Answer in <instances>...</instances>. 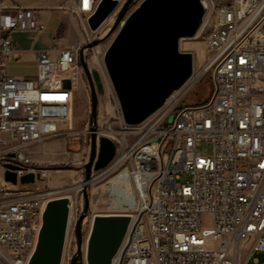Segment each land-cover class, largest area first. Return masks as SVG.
Masks as SVG:
<instances>
[{"label":"built area","instance_id":"1","mask_svg":"<svg viewBox=\"0 0 264 264\" xmlns=\"http://www.w3.org/2000/svg\"><path fill=\"white\" fill-rule=\"evenodd\" d=\"M99 2L73 0L68 11L87 18ZM206 2L200 32L209 52V96L184 104L195 85L190 77L140 124L124 122L117 97L105 129L97 118V138H110L117 149L101 172L125 171L134 199L113 264H264L256 257L264 255V0ZM45 29L36 9L0 0V264H28L44 207L59 195L40 186L49 170L35 163L36 147L58 135L90 146V124L61 130L82 75L81 45L55 40L37 52L35 77L9 72L19 57L12 34ZM203 144L210 153L199 151ZM28 173L34 182L21 183ZM183 175L190 180L178 183ZM77 242L73 231L63 264L78 254Z\"/></svg>","mask_w":264,"mask_h":264},{"label":"water","instance_id":"2","mask_svg":"<svg viewBox=\"0 0 264 264\" xmlns=\"http://www.w3.org/2000/svg\"><path fill=\"white\" fill-rule=\"evenodd\" d=\"M132 0L119 10L111 32L115 38L104 55V63L126 124H140L162 107L193 73V54L180 50L182 38L194 37L200 30L208 10L206 0H143L126 16ZM121 0H100L87 17L92 31H97L120 7ZM91 90L90 155L84 167L86 179L92 171L108 166L116 155V144L106 136L97 138L98 99L95 83L101 89L98 74L80 59ZM64 88L71 89L65 79ZM6 178L16 182L15 173ZM34 174L21 177V183L34 182ZM85 207L75 228L78 256H81L82 223L89 200L84 191ZM71 199L59 196L50 199L42 213V225L28 264H63L71 213ZM132 217L128 214H97L87 238L86 264H113L121 249ZM74 257L70 264H76Z\"/></svg>","mask_w":264,"mask_h":264},{"label":"rangeland","instance_id":"3","mask_svg":"<svg viewBox=\"0 0 264 264\" xmlns=\"http://www.w3.org/2000/svg\"><path fill=\"white\" fill-rule=\"evenodd\" d=\"M8 1L11 4L19 5L14 2V0ZM126 1L127 0H121L120 7L113 14V18L107 24H103L97 31H92L89 28L87 18L84 15H72L68 13L70 5L68 2L65 1L60 5L55 4L56 6L53 7L55 10L64 12L67 18L75 21V25L71 22L68 25L63 24L61 26L62 33L60 34L63 35V31L69 27L74 30L76 40L72 43V45H81L79 63L81 57H83L89 69L91 71H96L98 74L101 89H98L95 83L98 99L97 118L99 125H102V128L104 129L108 125V122H106L108 118L114 115L112 105H114V97H116L110 77L106 70L104 55L117 34V31L111 32V29L116 21L119 10ZM142 1L143 0H132L127 7L126 16L134 11ZM213 1L216 4H221L227 0ZM59 24V17L55 13L54 16H52L47 22L48 30L51 32L54 31ZM204 38V32H200L199 30L194 37L182 38L180 40V50L191 52L193 54V73L191 78L195 81V85L184 98V104L194 103L206 99L212 89L210 72L206 71L209 52L207 51ZM54 43L55 41H53V44ZM16 72L31 74L34 72V66L32 62L26 61L23 64L12 68V73ZM72 93L74 97L73 101L71 97V100L68 103L71 105V116L68 120L62 122L63 124L61 125V130L63 131L65 129H69L68 125L72 126V123L80 129H86L90 124L91 90L83 68L77 88L71 92V95ZM173 119L174 114L170 116L169 122L171 123ZM198 149L203 154L211 152V147L206 144L201 145ZM89 155L90 146L88 141L69 138L67 135H58L49 139L46 141L44 146L41 145L39 148H36L34 154L35 163L49 170L47 178L40 183V186L50 190H58L62 188L76 187L81 183H86L89 205L87 214L82 223L84 248L95 215L119 214L126 212V208L118 209L111 206L113 200L110 193V180L118 174V171L107 172L94 181H91L92 178L97 177L100 173H102L101 170H93L90 180H87V171L84 165L88 161ZM189 180V176L183 175L177 182L185 183ZM83 191L84 187H81L67 193L71 196L73 201L67 231V236L69 235V237L73 231L75 232L77 220L85 207V197ZM60 195L61 194L57 196L55 195L53 198L59 197ZM256 257L260 259L261 263H264L263 254L258 253ZM68 258L69 256L67 255L65 258V264H67ZM82 264H86L84 258L82 259Z\"/></svg>","mask_w":264,"mask_h":264},{"label":"crops","instance_id":"4","mask_svg":"<svg viewBox=\"0 0 264 264\" xmlns=\"http://www.w3.org/2000/svg\"><path fill=\"white\" fill-rule=\"evenodd\" d=\"M65 1L71 5L73 0H14V2L21 6L36 9L40 14L41 19L45 22L46 29L37 36L29 32H15L12 34L15 47L19 51V57L17 58V60L9 63V72L12 75L22 77H35L37 73V52L39 50L52 48L54 46L53 41L55 40L58 41L61 47L70 46L76 40L75 32L70 27L63 31V35L60 34L62 33L61 26L63 24L68 25L71 22L73 25H75V21L73 19L67 18L64 12L55 10V8H53L56 6L55 4L60 5ZM55 13L59 17L60 24L54 31L51 32L48 30L47 22L52 16H54ZM26 61L32 62L34 66L33 73H12V68L17 65H21ZM71 97L73 101V93ZM45 143L46 142L41 145L44 146ZM41 145L37 146L36 148H39Z\"/></svg>","mask_w":264,"mask_h":264},{"label":"bare ground","instance_id":"5","mask_svg":"<svg viewBox=\"0 0 264 264\" xmlns=\"http://www.w3.org/2000/svg\"><path fill=\"white\" fill-rule=\"evenodd\" d=\"M112 18H113V14L105 21L104 24H107ZM105 173H106L105 171L100 173L97 177L92 178L91 181H94L95 179L101 177ZM85 184L86 183H81L76 187H68V188L54 190L52 193L61 194L60 196H68L71 199V196H69L67 193L75 190L76 188L84 187ZM110 184H111L110 193H111V198L113 200L111 206L112 207L114 206L115 208L118 209L131 207L134 203V199L132 194V186L129 183V179L126 172L121 171L120 173L116 174L110 180ZM119 214H125V213H119ZM86 244H87V240H86Z\"/></svg>","mask_w":264,"mask_h":264},{"label":"flooded vegetation","instance_id":"6","mask_svg":"<svg viewBox=\"0 0 264 264\" xmlns=\"http://www.w3.org/2000/svg\"><path fill=\"white\" fill-rule=\"evenodd\" d=\"M74 257H77V262H76V264H82V259H83V255L81 254V256L79 255H76V256H74ZM73 257V258H74Z\"/></svg>","mask_w":264,"mask_h":264}]
</instances>
